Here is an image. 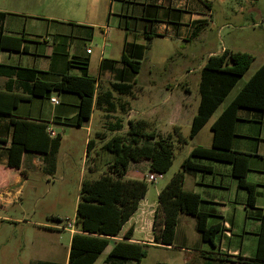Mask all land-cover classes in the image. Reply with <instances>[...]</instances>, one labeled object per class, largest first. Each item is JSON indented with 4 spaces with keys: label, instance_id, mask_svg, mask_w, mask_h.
<instances>
[{
    "label": "crops",
    "instance_id": "obj_1",
    "mask_svg": "<svg viewBox=\"0 0 264 264\" xmlns=\"http://www.w3.org/2000/svg\"><path fill=\"white\" fill-rule=\"evenodd\" d=\"M13 1L16 8L31 11L51 1L58 3L59 0ZM88 1L89 3L86 0H73V12L65 15L68 19L56 22L62 24L61 28L56 27L54 31H51L50 24H48L44 35L27 33L28 20L19 16L18 13L0 11L6 14L1 24L2 35L24 40L20 51H0V64L35 69L39 71L41 80L51 83L61 81L65 74L83 76L84 71L81 66L86 64L88 75L97 79L96 94L97 92L110 93L114 97V102L122 97L120 107L126 108L127 117L126 122H123L122 130H128L129 121L144 120L152 123L157 133L163 132L171 135L175 133V130L181 131V124L185 117L189 118L192 126L200 100L198 105L192 109L189 98H187L191 94L190 77H197L200 85V72L207 60L229 48L222 47L216 52L206 50L196 67L192 65L194 58L190 57L191 49L197 42L207 44L211 37H216L215 29L218 27L212 11L214 2L217 1L223 5L231 0H205L206 3L203 0ZM234 1L238 3L239 10L242 11L243 2L248 0ZM29 11L26 14H29ZM222 30H218L217 33L220 34ZM147 44L150 45L148 49ZM88 49H91V53H87ZM124 54L133 61H139L138 73H133L122 62ZM177 56H180L178 60L175 59ZM252 75L242 84L240 83L244 76L239 80L222 105L228 98H231L229 102L217 117L209 120L196 137L206 127L211 130L212 124ZM178 76L185 80L180 92H178L180 85L173 84ZM8 82L7 77L0 75V90H4ZM120 83L130 84V92L121 95L113 91V85ZM14 91L23 93L18 84L14 85ZM166 92L170 93L166 94ZM54 98L58 101L57 104L52 102ZM80 101V97L76 94L53 92L49 97H33L28 101L20 102L13 110V117L44 123L47 125V130L51 129L56 136L59 135L61 146L58 156L64 148L65 137L68 133L74 135L80 132L87 133L86 159L84 158V168L79 174L81 187L85 179L95 180L107 174L108 168H103V165L105 166L112 159V157L109 161L104 159L107 153L103 149L105 142L98 144L99 142L92 137L93 133L98 138L102 135L106 138L102 130H112L113 136L119 134L120 131L116 130L118 123L113 124L109 121L116 117V110L108 113L104 109H94L88 123L83 126L75 125ZM251 111L253 112H247V109L238 111L239 119L235 127L232 148L235 151L252 155L249 159L247 180L257 189L255 208L251 209L247 206L248 192L239 187L230 163L193 158L194 162L209 166L212 171L207 173L185 171L184 173L183 189L201 196L199 209L207 215L208 227L219 228L213 244L204 241L200 234L202 249L199 247L191 249L198 264H242L237 262V257L249 259L256 255L262 224L261 216L264 215V112ZM10 118L0 115V140L4 141L0 143V169L12 177L0 183V198L8 202H12L21 195L29 171L46 167L44 155L40 153L24 154L20 168L8 166V149L12 136ZM212 143L213 132L209 146L197 145L191 151L194 148H211ZM89 148L90 152H88ZM93 151H95V156L89 163L87 160ZM64 159L67 164L74 162L69 151L65 152ZM132 162L128 165V172ZM144 199L145 197L140 201L136 213L123 227L120 237L110 240L104 250L107 253L106 257L115 243L123 240L122 235L131 226L134 227V233L129 242L139 245L164 246L154 243L153 224L159 202L156 207L141 208ZM184 216L195 219L196 229L198 222L194 216L179 215L174 242L177 237H180L182 245H176V248L183 250L187 249L184 244L187 242L186 226L188 223V220L183 218L185 219L184 228H180L181 219ZM63 231L70 232L66 260L63 263L58 261L55 250L42 242L44 245L40 250L41 258L36 263L68 264L72 237L78 231L76 228L73 231ZM137 233L145 235L144 239H136Z\"/></svg>",
    "mask_w": 264,
    "mask_h": 264
},
{
    "label": "trees",
    "instance_id": "obj_2",
    "mask_svg": "<svg viewBox=\"0 0 264 264\" xmlns=\"http://www.w3.org/2000/svg\"><path fill=\"white\" fill-rule=\"evenodd\" d=\"M203 1L206 3L205 0ZM5 17L6 14L0 12V51H20L24 41L22 38L2 35L1 24ZM149 46L147 44L146 48L148 49ZM254 60V57L248 53L234 52L229 49L207 60L200 72V103L192 121L190 139H194L209 122L231 90L251 68ZM122 62L133 73H138L139 61H133L124 54ZM81 69L84 71L83 76L65 74L61 81L51 83L41 80L39 71L35 69L0 64V75L9 79L5 89L0 90V115L11 117L9 167L20 168L24 154L40 153L44 155L47 171L53 173L56 167V155L61 146V137L57 135L52 138L47 132L46 124L13 117V110L20 102L28 101L33 97H49L53 92L76 94L81 99L75 120L77 126L88 123L94 109H104L108 113L116 110L113 95L101 92L96 94L97 79L88 75L86 64H82ZM15 84L20 86L23 93L14 91ZM112 89L118 94H127L131 90V85L114 84ZM240 109L264 112V64L255 71L212 124V147L194 148L182 162L183 171L175 174L160 191L159 205L153 224L155 244L173 245L180 214L197 218V230L206 242L213 244L216 234L219 233V228L208 227L207 215L200 212L201 196L183 189L185 171L205 173L212 171L211 167L196 163L192 160L193 158L230 163L239 187L248 192L247 206L251 209L255 208L257 189L247 180L249 159L252 155L232 148ZM120 129L122 125L116 128V130ZM175 140L179 144L187 143V139L179 130L162 138L152 123L141 120L129 121L125 134L114 135L105 142L104 151L112 155V159L107 163L108 173L95 180L85 179L81 184L75 219V228L78 233L72 237L68 264H94L107 248L110 240L120 237L123 227L136 213L140 201L147 194V182L144 179L128 178L130 161L149 159L152 172L165 174L172 166ZM144 141L154 142L150 145L143 144ZM0 143L4 141L0 140ZM261 222L256 255L249 259L237 257V262L264 264V215L261 216ZM133 233L134 227L131 226L122 235L123 240L115 243L104 264H129L132 261L139 264L147 257L148 248L152 246L129 242ZM36 264L60 263L38 262Z\"/></svg>",
    "mask_w": 264,
    "mask_h": 264
},
{
    "label": "rangeland",
    "instance_id": "obj_3",
    "mask_svg": "<svg viewBox=\"0 0 264 264\" xmlns=\"http://www.w3.org/2000/svg\"><path fill=\"white\" fill-rule=\"evenodd\" d=\"M89 3L88 0H86ZM53 2V3H52ZM236 1H228L221 5L217 1L213 4V16L217 25L215 29L216 37H211L207 44L195 43L190 57L194 58L192 65L196 67L201 62L202 54L206 50L220 51L222 47H227L234 52L248 53L254 57V62L241 83L246 81L256 69L264 64V0H248L243 2V10H239ZM74 10L73 0H59L49 2L31 11L24 8H16L13 0H0V11L18 13L22 18H26L27 33L45 34L47 26L50 24V30L61 28L63 19H68L67 14ZM27 11H29V14ZM49 21V23H48ZM223 29L220 34L218 30ZM95 47V46H94ZM180 56L175 57L177 60ZM178 76L173 84L180 85L178 92L181 91V85L185 80ZM142 79V77H141ZM191 94L189 104L193 109L200 100L199 80L195 76L190 77ZM170 92H166L168 94ZM122 97L115 100L117 105L116 117L109 119L113 124L123 125L126 122V108L122 109ZM221 105L213 119L218 116L227 102ZM247 112H253L247 109ZM181 135L187 139V143H174V157L172 166L164 174V179L155 183L146 181L147 174L151 171V161L143 159L134 161L130 165L128 178L144 179L147 182V194L142 201L141 208L156 207L159 200V192L167 185L172 177L180 171H183L182 162L189 156L191 149L197 145L209 146L212 132L209 127L195 139H190L191 122L189 118H184L181 124ZM123 129V128H122ZM120 129L119 134H125L126 129ZM164 131V130H162ZM106 138H99L93 133L92 137L98 144L106 142L113 135L112 130H102ZM158 134L165 138L167 135ZM86 132H80L78 135L68 133L65 137L64 148L60 155H56V167L53 173L47 171L46 167L37 168L28 172V178L23 184L21 195L12 202L3 201L0 198V264H36L40 257L42 242L54 249L57 259L61 263L66 260L67 247L70 241V232L57 230L61 229L67 222H75L76 208L80 193V170L84 168V158L86 159ZM154 141H144L152 145ZM85 144V145H84ZM72 154L74 162L67 164L65 161V152ZM59 152V151H58ZM101 153V152H100ZM58 156V157H57ZM95 156V151L91 152V158ZM112 155L106 153L104 159L110 160ZM58 158V159H57ZM87 162V163H88ZM131 162V161H130ZM107 167V164L103 168ZM106 169V168H105ZM150 170V171H149ZM9 173L0 169V183L8 180ZM19 187V186H18ZM189 188V186H187ZM4 195V194H3ZM188 220L186 226L187 242L184 244L187 249L176 248V245H182L180 237H177L173 246H152L148 248L147 257L139 264H198L194 255L193 248L202 249L200 233L195 226V219L190 216L182 217L181 227L184 228V222ZM143 234L137 233L135 238L144 239ZM106 252L100 256L95 264H104ZM129 264H136L132 261Z\"/></svg>",
    "mask_w": 264,
    "mask_h": 264
},
{
    "label": "built area",
    "instance_id": "obj_4",
    "mask_svg": "<svg viewBox=\"0 0 264 264\" xmlns=\"http://www.w3.org/2000/svg\"><path fill=\"white\" fill-rule=\"evenodd\" d=\"M87 53H91V49H88L87 50ZM52 102L53 103H58V101L54 98L52 99ZM48 134L51 136V137H55L56 136V133L51 130V129H48L47 130ZM160 179H164V174L161 173V172H152L150 171L147 176H146V181L149 182V183H155L157 182L158 180ZM63 230H70V231H73L75 229V222H67L63 227H62Z\"/></svg>",
    "mask_w": 264,
    "mask_h": 264
}]
</instances>
